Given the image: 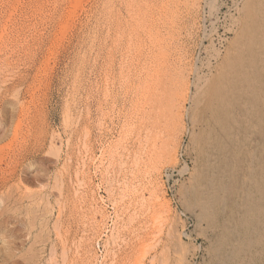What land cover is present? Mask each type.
Returning a JSON list of instances; mask_svg holds the SVG:
<instances>
[{
	"label": "rangeland",
	"instance_id": "rangeland-1",
	"mask_svg": "<svg viewBox=\"0 0 264 264\" xmlns=\"http://www.w3.org/2000/svg\"><path fill=\"white\" fill-rule=\"evenodd\" d=\"M166 1L0 0V264H264V68L222 79L257 128L213 115L239 0Z\"/></svg>",
	"mask_w": 264,
	"mask_h": 264
},
{
	"label": "bare ground",
	"instance_id": "bare-ground-1",
	"mask_svg": "<svg viewBox=\"0 0 264 264\" xmlns=\"http://www.w3.org/2000/svg\"><path fill=\"white\" fill-rule=\"evenodd\" d=\"M163 1V0H162ZM183 1L187 4L193 3L196 4L199 3L201 6V3L206 4V6L211 5L212 7L214 2L213 0H168L164 4L163 10H165V16L167 14L171 15L173 17V21L176 19H179L182 21L191 15L189 13L187 16L181 12V4ZM236 5V11L238 13V18L235 23V37L234 42L225 50V54L222 57L220 64H219V75L218 80L219 83H217L213 90V96L212 100L214 99L217 101V110L214 111V120L219 123V121H222V116H225L226 119H230L229 121H233L231 123L235 125H239L241 123H245V126L248 127H254V118L260 117L258 113H254V111H251L247 106L242 105L240 109L236 110L234 108L233 113L226 112V108L224 106L223 102V91L227 89V87L224 88V85L222 84V79H227L230 82V78L232 75H237L238 77H245V81L248 83V87L251 89H254V86L257 84V81H255L257 74L259 73V69L264 68V0H239L237 1ZM186 6V5H185ZM203 7V6H202ZM199 10V8H198ZM195 11V10H194ZM212 11V9H211ZM190 12V11H188ZM197 14H199V11H197ZM181 16V17H180ZM199 16V15H198ZM171 17V18H172ZM186 17V18H185ZM199 18V17H198ZM187 19V20H188ZM198 20V19H197ZM202 20V19H200ZM178 21V20H177ZM184 22V21H183ZM189 22V21H187ZM185 23V22H184ZM180 25V24H179ZM163 26V25H162ZM182 26V23H181ZM177 28V26H176ZM182 28V27H181ZM175 29V27H174ZM178 30V29H177ZM180 33V32H179ZM178 35V34H177ZM175 36V35H174ZM164 48V47H163ZM219 57V55H218ZM217 57V58H218ZM216 58V57H215ZM232 73V75H230ZM185 74V73H184ZM235 77V76H234ZM200 78V76H199ZM223 80V81H224ZM232 80V79H231ZM238 80V79H237ZM241 81V79H240ZM227 82V81H226ZM237 82V81H236ZM242 83V82H241ZM228 84V83H227ZM197 85V84H196ZM201 85V84H200ZM258 85V84H257ZM259 86V85H258ZM238 88V87H237ZM236 88V89H237ZM198 90V89H197ZM244 91V90H243ZM246 92V91H245ZM241 93V92H240ZM195 94V93H194ZM251 94V93H249ZM196 95V94H195ZM247 95V94H246ZM252 95V94H251ZM188 96V95H187ZM232 96V95H231ZM238 97V95H237ZM245 97V96H244ZM185 98V97H184ZM249 98V97H248ZM244 99V98H243ZM263 99V98H261ZM212 101V102H213ZM239 101V100H238ZM250 101V100H249ZM197 102V101H196ZM211 102V101H210ZM227 102V101H225ZM230 102V101H229ZM249 103V102H248ZM263 103V100H262ZM211 104V103H210ZM221 104V105H220ZM230 104V103H229ZM216 105V103H215ZM227 105V104H226ZM249 105V104H247ZM233 106V105H232ZM231 106V107H232ZM261 106V105H260ZM214 107V106H213ZM230 107V109H231ZM177 109V108H176ZM195 109V108H194ZM215 109V107L213 108ZM193 111V110H192ZM209 112V111H208ZM226 112V113H225ZM210 114V113H209ZM207 115V114H206ZM210 116V115H209ZM211 117V116H210ZM193 119V118H192ZM213 121V120H211ZM214 123V122H213ZM256 123V121H255ZM219 127V126H217ZM231 127V126H230ZM244 127V126H243ZM256 127V126H255ZM216 128V127H213ZM237 128V126H236ZM239 128V127H238ZM257 128V127H256ZM231 129V128H230ZM252 129V128H251ZM249 129V130H251ZM233 130V129H232ZM255 130V129H254ZM220 131V130H219ZM224 131V130H222ZM237 131V130H235ZM244 131V130H243ZM227 132V131H226ZM225 132V133H226ZM238 132V131H237ZM228 133V132H227ZM239 133V132H238ZM223 135V133H222ZM218 136V135H217ZM227 136V134H226ZM235 136V135H234ZM243 136V135H242ZM248 136V134H247ZM233 137V136H232ZM236 137V136H235ZM233 137V138H235ZM238 137V136H237ZM241 137V136H240ZM198 138V137H197ZM258 138V137H257ZM263 139V138H262ZM231 140V139H229ZM246 140V139H245ZM249 140V139H248ZM260 140V139H259ZM228 141V140H227ZM236 141V138H235ZM251 141V140H250ZM234 142V141H233ZM238 142V140H237ZM246 142V141H245ZM261 142V141H260ZM198 143V142H197ZM230 143V142H229ZM235 143V142H234ZM262 144V143H261ZM199 145V144H198ZM217 145V144H216ZM239 145V144H238ZM250 145V143H249ZM155 146V145H154ZM154 148V147H153ZM199 148V147H198ZM250 148V146H249ZM142 149V148H141ZM251 149V148H250ZM223 149H221L222 151ZM252 151V150H251ZM254 151V150H253ZM152 152V151H151ZM206 152V151H205ZM259 152V151H258ZM160 153V152H159ZM173 153V152H172ZM171 153V154H172ZM255 153V152H253ZM174 154V153H173ZM221 154V153H220ZM238 154V152H237ZM161 155V154H160ZM249 155V154H248ZM254 155V154H253ZM149 156V155H148ZM222 156V155H221ZM251 156V155H250ZM156 157V156H155ZM249 157V156H248ZM172 158V157H171ZM256 157H254L255 159ZM134 159V158H133ZM257 159V158H256ZM262 159V158H261ZM139 160V159H138ZM147 160V159H146ZM145 160V161H146ZM253 160V159H252ZM150 161V160H149ZM177 161V160H176ZM245 161V160H244ZM157 162V161H156ZM195 162V161H194ZM175 163V162H174ZM249 163V162H248ZM252 163V162H251ZM197 164V163H196ZM250 164V163H249ZM226 165V164H225ZM253 165V164H251ZM153 166V165H152ZM255 167V166H254ZM145 168V167H144ZM153 168V167H152ZM248 168V166H247ZM246 169V168H244ZM208 170V169H207ZM252 170V169H251ZM251 170L249 173V180L246 178L245 180H248L250 182L254 181L255 188L257 190L259 189L260 192H264V185H260L256 183V180L252 178V172ZM210 171V170H209ZM140 172V171H139ZM195 173V172H194ZM196 174V173H195ZM140 175V174H139ZM143 175V174H142ZM244 175V173H243ZM194 176V175H193ZM61 178V177H60ZM195 178V177H194ZM146 180V179H145ZM264 180V178H263ZM55 183V182H54ZM58 183V182H57ZM142 183V182H141ZM151 183V182H150ZM22 184V183H21ZM264 184V182H262ZM150 185V184H149ZM248 185V184H247ZM135 187V186H134ZM53 188V187H52ZM19 189V188H18ZM145 189V188H144ZM148 189V188H147ZM21 190V189H20ZM28 190V189H27ZM56 190V189H55ZM150 190V189H149ZM153 190V189H152ZM145 191V190H144ZM242 192V191H241ZM251 192V193H250ZM151 193V192H150ZM188 193V191H187ZM254 194V193H253ZM26 195V194H25ZM60 195V194H59ZM131 195H133L131 193ZM148 195V194H147ZM223 195V194H222ZM241 195V194H240ZM18 196V195H17ZM23 196V195H22ZM137 196V195H136ZM149 196V195H148ZM152 196V195H150ZM243 196L246 200L243 199V202H245V206L243 207V227L245 228L244 235L245 238L243 239V246L249 247V250H251L250 244H254L258 242V244H264V235L260 237L261 233H264V202L260 203V201H257V199H252V191L251 189H245L243 191ZM35 197V196H34ZM134 197V196H133ZM155 198V197H154ZM185 198V197H183ZM26 199V198H24ZM31 199V198H30ZM36 199V197H35ZM42 199V198H41ZM56 199V198H55ZM146 199V198H145ZM149 199V197H148ZM40 201V200H39ZM132 201V200H131ZM148 202V201H147ZM156 202V201H155ZM44 203V202H43ZM140 203V202H139ZM37 204V203H36ZM129 204V203H128ZM137 204V203H136ZM150 204V203H149ZM187 204V203H186ZM196 204V203H195ZM57 205V204H56ZM132 205V204H131ZM138 205V204H137ZM190 205V204H189ZM241 205V204H240ZM149 206V205H148ZM151 206V205H150ZM161 206V205H160ZM238 206V205H237ZM32 207V206H31ZM144 207V206H143ZM164 207V206H163ZM46 208V207H45ZM59 208V207H58ZM140 208V207H139ZM145 208V207H144ZM142 209V208H141ZM241 209V208H240ZM135 210V209H134ZM155 210V209H154ZM143 211V210H142ZM163 211V210H162ZM140 212V211H139ZM148 212V210H147ZM160 212V210H159ZM236 212V211H235ZM31 213V212H30ZM150 213V212H149ZM60 214V213H59ZM139 214V213H138ZM162 214V213H161ZM135 217V216H134ZM240 217V216H239ZM153 219V218H152ZM155 219V218H154ZM238 219V218H237ZM29 222V221H28ZM234 222V221H233ZM254 225V227L252 226ZM55 226H57L55 224ZM57 230V229H56ZM248 230V231H247ZM253 230H256L257 237H255V241L253 239ZM40 232V231H39ZM162 233V232H160ZM57 234V233H56ZM22 236V235H21ZM157 236V235H156ZM39 238V237H38ZM138 238V237H137ZM116 239V238H115ZM36 240V239H35ZM141 241V239H140ZM139 243V242H138ZM235 243V242H234ZM257 244V243H256ZM151 245V244H150ZM35 246V245H34ZM261 246L262 250L264 249V245H258ZM5 247V246H4ZM140 247V246H139ZM143 247V246H141ZM8 248V247H7ZM137 248V247H136ZM145 249V248H143ZM212 249V248H211ZM17 251V250H16ZM66 251V250H65ZM149 252V251H148ZM251 253V251H249ZM209 253V252H208ZM28 254V253H27ZM63 254V253H62ZM252 254V253H251ZM259 254V253H258ZM137 255V254H136ZM23 256V254H22ZM256 256V255H255ZM9 258V257H8ZM144 258V257H143ZM140 259V258H138ZM177 260V259H176ZM243 260V259H242ZM258 260V259H257ZM22 261V260H21ZM143 261V260H142ZM153 261V260H152ZM223 261V260H222ZM232 261V260H231ZM263 261V260H261ZM226 262V261H225ZM228 262V258H227ZM240 262V261H239ZM246 262V260H245ZM29 263V262H28ZM135 263V262H134ZM154 263V262H153ZM166 263V261H165ZM238 263V262H237ZM138 264V263H137ZM178 264V263H177Z\"/></svg>",
	"mask_w": 264,
	"mask_h": 264
}]
</instances>
